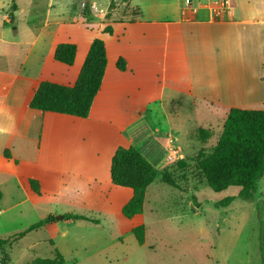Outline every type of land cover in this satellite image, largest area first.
<instances>
[{
	"label": "rangeland",
	"instance_id": "374dc122",
	"mask_svg": "<svg viewBox=\"0 0 264 264\" xmlns=\"http://www.w3.org/2000/svg\"><path fill=\"white\" fill-rule=\"evenodd\" d=\"M258 1L264 5V0ZM134 12L121 0H0V38L30 42H0V66L17 70L23 52L48 23L33 46H46L41 71L46 79L58 80L63 73L49 55L53 43H73L79 56L89 40L106 37L102 31L110 22L134 18ZM120 31L114 25L111 39ZM105 39L110 53H116L119 48L113 39ZM194 43L187 46L189 56L204 59L209 55L215 66L220 59V87L222 45L207 50ZM32 72L38 74L37 69ZM178 85L187 92V77ZM204 100L166 91L161 102L147 106L151 110L146 121L159 129L154 133L142 126L143 119L120 133L73 118L75 124L69 128L75 129L74 135L62 145L42 142L39 150L25 152V160L16 169L0 163V238L54 217L53 222L0 250V264H30L35 259H53L57 253L63 264H261L258 232L259 220L264 222V176L256 184L252 202L237 198L226 207H216L225 197L236 196L239 188L214 192L200 171L217 144L229 110L213 98H208L211 105ZM123 101L125 108L118 106L121 110L128 107V100ZM199 128L208 135L199 136ZM129 146L153 164L157 175L147 188L142 213L126 219L121 208L132 191L112 184L109 167L114 151ZM164 169L171 174L173 186L161 182ZM29 179L39 181L40 194L30 190ZM66 213L96 222L61 218ZM140 224L145 228L142 245L132 233Z\"/></svg>",
	"mask_w": 264,
	"mask_h": 264
},
{
	"label": "crops",
	"instance_id": "0c3cea01",
	"mask_svg": "<svg viewBox=\"0 0 264 264\" xmlns=\"http://www.w3.org/2000/svg\"><path fill=\"white\" fill-rule=\"evenodd\" d=\"M223 1L129 0L124 3L135 11L134 18L127 16L110 22L112 33L114 25L121 28L113 40L112 35L103 33L119 50L111 54L107 39H103L107 65L101 87L87 118L78 119L90 120L100 130L113 127L120 133H125L135 120L143 119L142 126L154 133L159 129L146 121L151 110L147 106L161 102L166 91L201 97L210 105L216 102L229 109L264 110V5L258 0H227L228 6L222 8ZM46 25L35 34L32 47L23 52L17 70L0 66V163L13 165L15 169L19 161L25 160V152L39 150L42 142L48 140L62 145L75 132L69 125L75 124L71 119L77 117L34 110L29 103L42 81L74 84L92 40L79 56L76 48L73 66L61 63L56 66L62 70V77L48 80L40 68L41 53L46 46H33ZM7 38L1 36L0 42L30 45L28 40ZM191 42L207 50L222 45L220 87V59L215 66L209 55L204 59L190 57L187 46ZM56 45L53 43L50 48V56ZM119 57L126 61L124 71L115 66ZM34 69L37 75L33 74ZM186 77L187 92L177 87ZM124 98L128 100L126 111L119 108H125ZM208 98L215 101L210 102ZM167 142L172 145L173 140ZM5 150L9 158L4 157Z\"/></svg>",
	"mask_w": 264,
	"mask_h": 264
},
{
	"label": "trees",
	"instance_id": "16d2710c",
	"mask_svg": "<svg viewBox=\"0 0 264 264\" xmlns=\"http://www.w3.org/2000/svg\"><path fill=\"white\" fill-rule=\"evenodd\" d=\"M129 0H121L126 3ZM112 3L109 4V7ZM103 33L112 34V27L107 25ZM76 57V46L73 43H59L53 53V59L66 66H72ZM107 65L106 46L102 39L94 38L82 63L77 79L73 85H61L42 81L29 107L41 112L87 118L93 100L97 95ZM116 68L124 71L126 61L119 57ZM199 136L208 135V131L198 129ZM4 157L9 158L7 150ZM200 171L207 186L214 192H221L229 187H237L236 196H228L216 203V207H226L235 199L252 202L258 180L264 176V110L232 107L228 110L222 125V131L213 152L202 162ZM113 185L128 188L132 191L129 200L122 206L121 214L126 219L142 213L145 194L157 175L156 168L134 146L118 147L111 158L109 168ZM161 182L173 186L171 174L164 169L160 174ZM30 190L40 194L37 180L29 179ZM65 220H88L84 216L66 213ZM54 221L53 216L38 221L25 230L7 238H0V250L10 247L29 232L38 230ZM132 233L139 245L144 243L145 228L142 224L132 228ZM259 254L264 264V222L259 220ZM64 259L56 254L53 259H35L30 264H63Z\"/></svg>",
	"mask_w": 264,
	"mask_h": 264
},
{
	"label": "built area",
	"instance_id": "2783aa9c",
	"mask_svg": "<svg viewBox=\"0 0 264 264\" xmlns=\"http://www.w3.org/2000/svg\"><path fill=\"white\" fill-rule=\"evenodd\" d=\"M186 2H188V0H186ZM228 6V2H227V0H224L223 2H222V4H221V7L222 8H226Z\"/></svg>",
	"mask_w": 264,
	"mask_h": 264
},
{
	"label": "water",
	"instance_id": "95a60500",
	"mask_svg": "<svg viewBox=\"0 0 264 264\" xmlns=\"http://www.w3.org/2000/svg\"><path fill=\"white\" fill-rule=\"evenodd\" d=\"M61 218H63V216Z\"/></svg>",
	"mask_w": 264,
	"mask_h": 264
}]
</instances>
